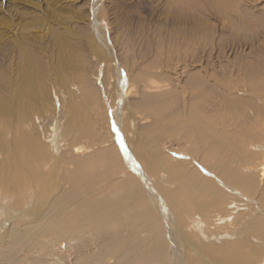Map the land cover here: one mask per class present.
Wrapping results in <instances>:
<instances>
[{
    "label": "bare ground",
    "instance_id": "6f19581e",
    "mask_svg": "<svg viewBox=\"0 0 264 264\" xmlns=\"http://www.w3.org/2000/svg\"><path fill=\"white\" fill-rule=\"evenodd\" d=\"M237 18L231 27L251 46L260 43L264 11L252 22ZM199 35L192 28L179 44L170 36L175 62L168 52L166 64L137 67L109 94L111 121L119 116L128 128L133 120L131 138L121 137L141 172L122 159L112 135L90 155L69 147L78 126L105 142L98 117L75 116L68 127L58 122L46 131L42 122L29 127L25 120L33 99H25L22 78L15 100L0 97V264H264V38L259 55L252 46L254 56L219 79L189 57ZM94 76V85L81 86V100L102 111L110 132L98 66ZM43 105L49 107L47 100Z\"/></svg>",
    "mask_w": 264,
    "mask_h": 264
},
{
    "label": "rangeland",
    "instance_id": "374dc122",
    "mask_svg": "<svg viewBox=\"0 0 264 264\" xmlns=\"http://www.w3.org/2000/svg\"><path fill=\"white\" fill-rule=\"evenodd\" d=\"M181 2L186 5L185 7L189 4L183 13L180 10ZM183 2L184 0H0V97L8 103L15 100L14 92L22 78L24 92L29 93V97L25 96V99H33L26 107L29 115L25 120H29V127L39 126L42 122L46 131L51 130V125L55 127L58 124L56 127L58 129L61 126L58 122L62 127H68L71 118L75 116L78 117L79 122L83 120L95 122L98 117L99 124L96 125V129L106 136L105 142L99 145L92 140L90 133L85 131L82 133L78 126L74 138L69 141V147L81 146L86 155H90L100 147L110 144L113 139L120 148L119 151L123 150L122 159L131 160L141 172L138 160L131 154V150L121 137L123 135L124 141L126 138L127 140L131 138L133 120L129 121L128 128L126 126L123 128L119 116H116L112 122V116L109 115L110 112L112 114L110 96L115 95L113 86L114 84L117 86V79L121 77L120 81L124 84L129 71L132 72L137 67H152L156 63L166 64L176 58L172 52L177 51L169 50L172 39L174 38V42L177 39L176 43L179 44L180 36L190 33L192 28L202 35L198 36L196 51L193 48L194 52L189 57L194 61V66L198 63L199 67L202 66L206 72L208 71V77L213 75L220 79L222 71L224 72L222 77L225 78L224 75L227 73L229 76L227 70L231 71L234 67L237 69L246 62L248 56V59L252 58L254 52H258L259 55L263 45L264 34L262 37L259 34L256 40L259 39L262 45L259 41L253 42L255 44L252 46L258 49H254L253 52L251 42L245 41L243 34L231 27V22L238 16L237 21L241 19L239 23L255 21L254 17L264 11V0H211L210 2L201 0L199 2L201 6L197 5L198 1L195 4L191 3V0L188 1L189 3ZM210 4H213L212 8ZM223 4H226L225 8L224 6L221 8L220 5ZM234 35L240 36L245 42ZM168 38H171V42ZM166 39H168V47L163 45L166 44V41L164 42ZM236 40H239V43ZM239 46L240 49L244 46L246 55L245 52L241 53L243 50L237 51ZM237 52L241 59H245L244 61L236 57ZM178 54L182 55V53ZM193 55L197 56L196 59L192 57ZM123 62L125 65L121 67ZM25 66L31 68V74L26 72ZM97 66L104 73L103 84L101 79L96 83L97 86L100 84L105 89H100V98L110 120V132L104 125L103 117L100 116L102 111L98 109L101 111L98 112L96 107L88 106L81 100V98L83 101L85 99L81 97V86L89 84V81L95 84L94 74ZM110 69H113V75ZM33 84H37L39 89ZM122 86L120 91L124 89ZM120 93L118 100L114 102V108L118 112L125 102L123 91ZM68 99L69 103L64 107L63 118L58 121V109L62 110L63 104L66 105ZM45 100L49 105L48 108L43 105ZM71 100L75 105L74 110L70 106ZM113 124L116 130L113 129ZM9 138L10 134L7 135V139ZM64 142L63 148L67 150L65 139ZM1 156L0 151V160ZM176 157L183 158L180 154Z\"/></svg>",
    "mask_w": 264,
    "mask_h": 264
},
{
    "label": "snow or ice",
    "instance_id": "6c2138e0",
    "mask_svg": "<svg viewBox=\"0 0 264 264\" xmlns=\"http://www.w3.org/2000/svg\"><path fill=\"white\" fill-rule=\"evenodd\" d=\"M109 115L111 116V112L109 113ZM113 129L116 130L115 129V124H113ZM121 147L123 148V144H121Z\"/></svg>",
    "mask_w": 264,
    "mask_h": 264
}]
</instances>
